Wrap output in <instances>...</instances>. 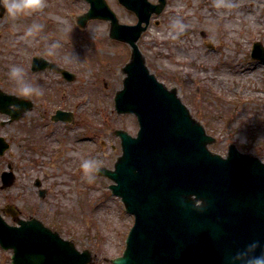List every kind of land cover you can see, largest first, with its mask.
<instances>
[{
    "label": "rangeland",
    "instance_id": "rangeland-1",
    "mask_svg": "<svg viewBox=\"0 0 264 264\" xmlns=\"http://www.w3.org/2000/svg\"><path fill=\"white\" fill-rule=\"evenodd\" d=\"M106 1L121 24L136 23L116 0ZM88 7L85 0H46L31 16L0 17V90L15 95L7 76L11 63L23 64L27 77L44 88L43 95L27 98L34 106L20 120L7 124L0 114V137L10 145L0 156V174L10 166L15 177L8 189L0 182V214L14 225L3 212L11 204L21 218L34 217L78 251H90V264H110L106 260L122 254L133 218L108 189L112 182L97 175L89 181L80 161L97 158L100 167L111 170L121 154L113 131L135 136L138 124L133 115L116 114L113 102L130 50L108 37L107 22L76 26V16ZM33 20L44 29L35 39H21ZM54 40L61 46L49 54ZM255 42L264 46V0H168L138 45L149 70L178 91L216 139L212 152L224 157L233 144L264 162V65L250 57ZM35 56L69 71L74 80L49 69L32 73ZM56 110L71 113L68 121L53 122ZM11 255L0 248V264H11Z\"/></svg>",
    "mask_w": 264,
    "mask_h": 264
},
{
    "label": "water",
    "instance_id": "water-1",
    "mask_svg": "<svg viewBox=\"0 0 264 264\" xmlns=\"http://www.w3.org/2000/svg\"><path fill=\"white\" fill-rule=\"evenodd\" d=\"M89 9L78 16L82 28L90 20L107 21L109 37L130 48L122 89L114 97L117 114L137 119L136 137L123 130L121 155L113 169L96 174L110 179L112 195L134 216L120 257L111 264H233L232 257L253 241L264 242V163L228 145L226 157L210 151L215 139L192 117L175 88L168 89L146 66L138 40L153 15L159 16L167 0H117L134 14L135 25L120 24L106 0H86ZM4 9L0 7V16ZM252 58L264 64V47L253 45ZM60 72L67 81L74 75L37 57L32 71ZM18 105L10 111L8 105ZM32 103L0 91V113L18 120ZM65 113L58 111L55 121ZM9 148L0 137V156ZM1 188L14 181L12 171L0 176ZM4 211L12 217V206ZM8 225L0 215V246L12 250L11 264H89L90 251L45 227L37 219Z\"/></svg>",
    "mask_w": 264,
    "mask_h": 264
},
{
    "label": "clouds",
    "instance_id": "clouds-1",
    "mask_svg": "<svg viewBox=\"0 0 264 264\" xmlns=\"http://www.w3.org/2000/svg\"><path fill=\"white\" fill-rule=\"evenodd\" d=\"M0 7L4 9V13L10 18H19L22 16H31L46 7V0H0ZM57 21L67 26V21L62 17H56ZM45 25L39 21L33 20L26 26L21 39H35L44 29ZM58 40L52 41L48 45V52L52 54L54 50L59 48ZM8 78L14 82V93L19 98H31L33 96H41L44 94V88L30 80L27 77V70L23 64L11 63L8 65ZM10 111L18 110V105L9 104ZM72 156H79V153L72 152ZM102 161L97 158H82L80 161V169L82 174L89 180L95 179L96 174L101 171ZM233 264H264V242L256 240L245 246V248L236 253L232 257Z\"/></svg>",
    "mask_w": 264,
    "mask_h": 264
},
{
    "label": "flooded vegetation",
    "instance_id": "flooded-vegetation-1",
    "mask_svg": "<svg viewBox=\"0 0 264 264\" xmlns=\"http://www.w3.org/2000/svg\"><path fill=\"white\" fill-rule=\"evenodd\" d=\"M12 123V122H11Z\"/></svg>",
    "mask_w": 264,
    "mask_h": 264
}]
</instances>
